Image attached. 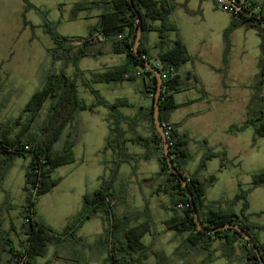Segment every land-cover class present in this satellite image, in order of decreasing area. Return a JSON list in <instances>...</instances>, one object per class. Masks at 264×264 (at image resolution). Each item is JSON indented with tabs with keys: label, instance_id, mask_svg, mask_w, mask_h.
<instances>
[{
	"label": "crops",
	"instance_id": "1",
	"mask_svg": "<svg viewBox=\"0 0 264 264\" xmlns=\"http://www.w3.org/2000/svg\"><path fill=\"white\" fill-rule=\"evenodd\" d=\"M84 1L95 3L98 0ZM210 1L216 5V10L221 14H231V12L224 8H217L218 5L214 0H172L171 2L174 3L176 7L169 16V22L176 27V30L165 32L162 30V23L160 21L154 22L153 25L155 30L148 34L145 43V48L149 50V55L155 60L158 59L160 55L158 44L161 35H164V39L167 40L165 50L172 49L174 42L178 40L185 46L184 39L180 33L181 29L179 28V23L176 19L177 13L183 18L186 17L184 18L185 20H192L193 25L202 30L204 29L205 21L202 7L205 4V9L208 10ZM80 2L82 1L64 0L60 3L59 8L60 10L64 9L65 11H68L72 7V14L67 17L70 21H76L82 16V14H84L86 19L96 18L98 20V25L102 13L101 10L95 8L91 11L75 12V6ZM23 10L24 15L30 11H26L25 3ZM225 17V22L219 26L218 34L220 35L222 31L225 32L232 21V16H230V18H228V16ZM61 19H64L63 13ZM25 25L28 24L25 23ZM95 26L90 27L89 34ZM244 29L245 28L236 29L230 34L228 39L225 38V34L221 41L217 38L219 50V55L217 57L220 61L211 62V64L205 62L206 67L211 70V73H216L213 77V87H211L216 88L213 93L204 83L200 82L199 73L194 66L195 61H200L203 58H201L200 55L197 57L191 56L187 50L189 60L177 71L178 76L185 84L179 91L174 93V100L177 104V108L171 113L169 118L170 124H172L178 134L190 137L189 151L193 156L192 160L195 159L196 161H201L203 154L208 150L225 152L226 160L223 161L221 157L210 159L207 162L206 168L201 172L200 177L206 183L205 204H215V210L233 212L236 214L242 212L244 201H236L237 204L233 207L230 202L231 198L236 197L241 190L246 191L253 188L256 176L264 172V156L261 155L264 137H258L252 127L236 129V127H241L245 124L246 115H242L241 113L236 114L234 112L235 104L231 103L232 94H241L245 96V98L251 99L257 90L258 58H254L253 61V66L256 68L253 73V76L255 77L254 85L252 84L248 86L249 83L246 80L239 82V79H236L238 78L236 76H234L233 79H230L232 76L230 59L232 49L235 47L236 35H242L244 33L246 40V33L249 32V37L254 33L252 29ZM152 33L156 35L151 36L153 35ZM207 33L208 31L206 30V34ZM254 36H256L255 33ZM65 37L76 36L68 34ZM205 38H208V36H205ZM100 40L105 42L106 50L103 55L107 56L110 60L108 64L106 63L109 65L106 72L127 65V59L124 54H115L112 51V39L100 37ZM71 45L76 46L77 43H71ZM255 45H257V41L255 42ZM69 47L70 44L66 45V48ZM56 48L57 45L53 41V44L46 49L49 61H52V69H50L49 72H60L65 70L69 76L76 78L79 99L85 104L93 106L92 110H82L75 114L73 120L68 124L70 129L68 130L66 127L62 134V146L59 151L65 147L64 136L67 130L70 132L71 129H75V137L71 140L74 141V146L76 148L82 147L84 138L81 135L82 131L79 129L81 119L84 123L96 125L100 130L99 141L93 146L90 155V158L95 160L93 176V180L95 181L94 188H85V190H83L84 188H81L79 191V199H81V203L77 207L75 211L76 213L72 216V221L78 216L83 208L84 196L94 193L101 187L102 177L109 173V168L111 166L110 160L113 159L114 156L113 149L104 151L107 138L111 134L113 122L110 119L113 112L110 108L97 104V100L90 90V88H92L110 103H115L117 101L125 102V105L119 108V113L122 116L121 127L122 132H124L123 139H125L124 148L134 159L131 162L122 164L120 174L122 173L124 164L134 165L136 169H143L146 167V164L151 161H156L159 165L158 170L151 175L145 173L147 177L143 179V183L149 193L143 197L141 196V192L137 197L135 193L129 191L128 185L118 184L119 174L114 185V193L117 195L115 189L119 187L121 189L120 196L122 197V201L117 203L115 214L122 220L127 219L130 225L135 227L147 222L158 224V221H156L153 216V210L155 209V211H157L156 214L159 215V224L161 225L157 227L156 231L152 230L151 233L143 238V243L148 247V251H150L151 248L153 249L149 252L154 255L153 264H190L192 261L190 260V257L193 256L195 251L187 243L189 233L179 235L171 229L172 222L176 219L174 204L177 197H175L170 191L166 177L158 175L161 170L159 162L161 152L158 145L155 143L156 129L147 119H140L136 123H132L134 118H137L139 114L153 106V98L147 87L149 80L143 76H134L136 72L140 71L143 73L142 68L129 66L128 72L132 76V79L130 80L123 79L119 81L95 83L92 81L91 74L99 72L75 68L74 64L68 59L67 55L69 50L68 52H66V50L63 52V57L54 60L52 52ZM81 61L82 59L78 64H80ZM118 62L120 63L119 65H117ZM79 71L83 73L79 75ZM4 77L7 82L9 75L4 74ZM82 77L88 79L83 83L82 87H80L78 80ZM4 85L5 82L3 85L0 84L1 87ZM99 85H102L103 88L100 89ZM241 87L244 90H242ZM118 90H120L121 93H116ZM193 91H195V94H193ZM108 97L110 99H108ZM97 116H100V118H97ZM219 119H223V121L218 123ZM137 137L146 140L147 146L145 147L135 143L134 141ZM146 155L149 156L148 159H142ZM259 161H261V164ZM190 162L185 166V170L189 174H193L196 170L192 171V169H190ZM77 165L76 169L80 171L88 165L86 157L81 154V151L77 154ZM244 165H246V176L248 179L242 182L241 177L244 174ZM2 171L4 170L0 169V195L2 193L5 194V201H0V260L1 264H6L11 257L7 252L9 247H13L16 252L23 251V246L28 237L26 234L27 198L25 197L21 206L16 207L19 211H16V218L18 221L17 224H15L9 213L11 204L8 202V198L10 195L8 194V190L5 191L2 187V182L5 180L2 178V175L4 174V172L2 174ZM61 183L50 192H53L56 188L60 187ZM228 186H231V194H227L226 192H221V194H219L220 192H214L219 189L227 190L229 189ZM141 197L142 201L145 202L144 205L135 208L136 210H130L131 202H135L136 199L140 200ZM247 202L248 210L246 214L250 216L252 222L263 227L261 231L256 232V237L260 243H264V184L252 189L248 195ZM179 211L180 210H178V212ZM36 212L38 219L48 225L47 221L41 216L38 204L36 205ZM148 216H151V219H148ZM93 218L98 219L101 225V230L98 231L96 236L82 232L87 227V223ZM106 228L107 223L104 214H95L79 228L77 239L51 243L46 255L37 257L36 264H111V262H109L111 252L110 247L108 246V238L105 231ZM147 237H151L152 239ZM146 238L148 239L147 241H145ZM162 242L170 244V253L168 251L167 253L163 251L165 245L162 244ZM225 244V239H218L213 243L212 248L215 261L224 259V264L246 263V252L243 243H237L235 256L231 259L223 257L222 250ZM117 248H119V246H117ZM148 251L146 252L147 256L149 254ZM147 256L145 257L143 264H150L148 263ZM207 257V254H202V258L197 260L196 264H203Z\"/></svg>",
	"mask_w": 264,
	"mask_h": 264
},
{
	"label": "trees",
	"instance_id": "2",
	"mask_svg": "<svg viewBox=\"0 0 264 264\" xmlns=\"http://www.w3.org/2000/svg\"><path fill=\"white\" fill-rule=\"evenodd\" d=\"M23 1L26 11L35 10L44 16L46 34L57 45V48L52 52L54 60L63 57V52L65 50L68 52L69 50L67 55L68 59L76 66L83 58H96L105 54V42L101 41L99 39L100 37L112 39V51L115 54H124L127 59V65L106 73H92V81L95 83L132 79V76L126 78V75L129 74L128 67H141L140 61L133 51L136 33L141 23L144 32L139 46V54L157 70L164 72L170 68L177 72L189 60L187 49L179 40L174 42L172 49L165 50L167 40L164 39V35H161L158 44V48L160 49L158 59L155 60L152 58L149 55V50L145 48L148 34L155 30L154 22L160 21L162 23V30L165 32L176 30V27L169 22V16L176 7L171 2L172 0H133L134 7H132L128 0H98L95 3L82 1L76 4L75 12L91 11L95 8L100 9L102 12L99 24L92 28L87 37H65L60 35L57 32L56 24L49 21L39 8L29 0ZM235 1L244 9L261 15L264 18V0ZM214 2L216 3V0ZM136 11L141 15V23ZM25 23L28 24L26 20ZM238 28L257 31L261 40V57L259 61L256 93L251 97L247 105L245 124L241 127H236V129L252 127L258 137H264V25L255 17L247 16L239 11L237 13L232 12V21L225 31V38L228 39L230 34ZM71 43H77V45L72 46ZM68 44H70V47L66 48ZM157 62L161 63V68L157 67ZM142 70V76L149 80L147 87L154 99L157 80L152 73L144 69ZM81 73L83 72H78L79 75ZM184 84V81L178 75L163 82L160 97V119L165 125L170 124V115L177 108L174 93L179 91ZM90 90L94 94L98 105H104L113 112L110 119L113 122L111 134L107 138L104 150H114L113 165L109 168V174L102 177L101 187L94 193L84 196L81 212L63 232L53 229L38 219L36 205L40 195L50 192L58 185L59 179L53 177L56 169L61 165L73 161L72 148L74 141L67 144L68 154L64 159L60 158L63 152L54 151L56 143L59 142L65 128L73 120L77 112L93 109V106H89L79 99L77 79L69 76L65 70L49 72L46 77L45 86L33 95L19 118L15 119L9 126L4 128L0 127V153L8 161H11L15 157L31 158L26 170L25 187V191H27L26 234L28 237L23 246V251L16 252L13 247H9L7 252L11 257L6 264H36L37 257L46 255L51 243L77 239L79 228L97 213H103L107 223L105 231L111 252L109 259L111 264H143L147 256L146 252L148 251V247L143 243V238L150 233L148 224L145 223L133 227L127 219L122 220L115 214L116 205L122 201V197L114 193V185L119 176L122 164L131 162L134 159L124 148L125 139H123L124 132H122L121 127L122 116L119 113V108L124 106L125 102L117 101L110 103L96 90L92 88ZM48 100H51L52 103L46 119L32 134L29 133V129L39 120L45 103ZM25 116H27V121L23 122ZM140 119L149 120L156 129L153 106L139 114L137 118H134L132 123H136ZM170 125L172 126V124ZM20 126L22 129L17 132L15 137L12 136L14 131ZM24 141H27L25 143L28 145L23 146ZM190 141V137L178 134L174 127L172 133L168 136L172 162L179 175L183 176L188 184L201 221L208 228H217L228 224L239 225L251 235L264 260V243H260L256 237V232L261 231L263 227L252 222L250 216L246 214L248 210V195L254 187L264 184V172L256 176L253 188L246 191L241 190L234 198L235 201H244V207L240 214L215 210V204H205L206 183L201 179L200 174L206 168L207 162L210 159L221 157L225 161L226 154L225 152L208 150L203 154L197 171L189 174L185 170V166L193 158L189 151ZM134 142L145 147L147 146V141L139 137ZM155 143L161 152L159 157L161 170L158 175L166 177L170 191L177 197L174 204L176 219L172 222L171 229L179 235L189 233L187 243L192 249L197 253H205L208 255L203 264H209L215 261L212 247L213 243L218 239H225L226 241L222 250L223 257L228 259L233 258L237 250V243H243L246 252L245 264H260L256 253L246 243L240 233L227 230L215 234H208L197 229L189 198L177 175L173 174L169 169L164 155L163 140L157 130ZM25 147H28V149H25ZM146 156L142 159H148L149 156ZM2 165L8 167L10 163ZM180 204L184 205L185 208L179 209L178 206ZM178 210L180 211L178 212ZM112 218L113 223H111Z\"/></svg>",
	"mask_w": 264,
	"mask_h": 264
},
{
	"label": "rangeland",
	"instance_id": "3",
	"mask_svg": "<svg viewBox=\"0 0 264 264\" xmlns=\"http://www.w3.org/2000/svg\"><path fill=\"white\" fill-rule=\"evenodd\" d=\"M29 1L39 8L46 15L49 21L56 24L57 32L62 36L69 34L76 37H87L90 27H93L98 23L96 18L86 19L84 14H82V16H80L76 21H70L67 17L72 14V7L68 11H65L64 9L60 10L59 8L60 3L64 0ZM205 6L206 5L204 4L202 7L205 20L204 29L202 30L195 27L192 20H185L184 18L186 17L183 18L178 13L176 19L179 23L178 25L181 29L180 33L184 39L185 46L187 47L190 55L194 57L200 55L201 58H203L200 61H195L194 66L199 73L200 82L204 83L213 93L216 88L211 87H213V77L216 73H211V70L206 67L205 62L211 64V62L220 61L217 57L219 55L217 38L221 41L225 32L222 31L221 35L218 34L219 26L225 22V16L230 18L232 13L221 14L216 10V5L212 1L209 2L208 10L205 9ZM23 7L24 3L22 0H0V84L3 85L5 82L3 87L0 86V127L3 128L9 126L15 119L19 118L36 91L43 87L46 82L47 74L49 73V70L52 69V61H49L46 49L53 44V40L45 33V18L35 10H30L24 15ZM217 8H219V6H217ZM62 13L64 14V19H61ZM25 19L28 22V25H25ZM206 30L208 31L207 34ZM253 32L256 36H254ZM253 32L251 37H249V32L246 33V40L244 33L242 35H236L235 47L232 49L230 59L232 75L230 79H233V77L236 76L238 77L236 79H239V82L246 80L249 83L248 86L252 84L254 85L255 83V77L253 76L256 69L253 66L254 58H258V76L259 61L261 57L260 38L256 30H253ZM152 34L153 35L151 36L156 35L154 33ZM205 36H208V38H205ZM256 41L257 45H255ZM105 50L106 47H104V51ZM109 62V58L103 55L97 58H84L80 64L74 66L75 68H80L82 70H94L99 73H106L107 68H109V65H107ZM119 64L120 63L118 62L117 65ZM4 74L9 75L7 82ZM87 79L88 78L86 77L80 78L78 80L79 86L82 87L83 83H85ZM99 87L100 89L103 88L102 85H99ZM241 89L244 90L242 87ZM116 93L121 92L118 90ZM193 94H195V91H193ZM108 99L110 98L108 97ZM249 101L250 98L247 99L241 94L235 93L231 96V103L235 104L234 112L236 114L241 113L242 115H246ZM51 103V100H48L45 103L39 120L33 125V127H31V129H29V133L32 134L34 130L42 125L48 115ZM97 118H100V116H97ZM25 121H27V116L23 119V122ZM222 121L223 119H219L218 123ZM67 128L69 130L70 126L68 127L67 125ZM21 129V126L18 127L12 136L15 137L17 132ZM79 129L82 131L81 135L84 138L82 147L76 148L73 146V161L59 166L53 173V177L59 179V183L62 182L60 187L56 188L53 192L40 195L37 200L42 218L45 219L48 225H50L53 229L61 232L64 231L71 223L73 219L72 216L76 213L75 211L81 203V199H79V191L81 188H84L83 190H85V188H94L95 181L93 180V176L95 160L90 158V155L93 146H95L99 141L100 130L96 125L84 123L82 119L80 121ZM68 130L64 136L65 148L61 150L63 154L60 158L63 159L68 154L67 144L75 137V129H71L70 132ZM25 142L27 141H24V144H22L23 146L28 145ZM61 146L62 141L60 139L59 142L56 143L54 151L59 152ZM79 151H81V154L86 157L88 162V165L82 169V171L76 169L78 166L77 154ZM261 155L264 156V143L261 148ZM30 161V157H15L11 161H8V159L0 153V169L4 170L2 171V174L4 172L2 178L3 180L5 179L2 182V187L5 191L8 190V194L10 195L8 198V202L11 204L9 213L15 224H17L18 221L16 218V211H19L16 207L22 205V202L27 195V191H24V189L26 187V170ZM110 162L112 166L113 159H111ZM7 163H10L8 167L2 165ZM199 163L200 160L196 161L193 159L190 162V169H192V171H197ZM259 163L261 164V161H259ZM158 168L159 165L156 161L148 162L146 167L143 169H136L134 165L124 164L122 173H119L120 176L118 184L128 185L129 191L135 193L137 197L140 192L142 193V197L146 196L149 191L143 183V179L147 177L145 173L147 175H151L157 171ZM246 173V165H244V174L241 177L242 182L248 179ZM228 188L229 189L227 190L219 189L214 192H220L219 194H221V192L231 194V186H228ZM115 190L117 195L120 196L121 189L117 187ZM4 196V193L0 195V201H5ZM142 197L140 200L136 199L135 202H131L130 210H136L135 208L144 205L145 202L142 201ZM234 198L235 197L231 198L230 201L233 207L237 204ZM156 212L157 211L154 209L153 216L154 219L158 221V224L153 222L146 223L149 226L150 233L152 230L156 231L157 227L161 225L159 224V215H157ZM148 219H151V216H148ZM87 224V227L84 231H82L83 233H90L96 236L98 231L101 230L100 222L96 218H93ZM147 238L152 239L151 237ZM147 238L145 241L148 240ZM162 244L165 245L163 251L165 253H167V251L170 253V244H167L166 242H162ZM152 250L153 249L151 248L150 251ZM150 251H148V253ZM201 258L202 254L194 252L193 256L190 257V260H192L190 264H196V261ZM147 259L148 263L153 264V253H149ZM224 262V259H220L216 260L212 264H224Z\"/></svg>",
	"mask_w": 264,
	"mask_h": 264
},
{
	"label": "water",
	"instance_id": "4",
	"mask_svg": "<svg viewBox=\"0 0 264 264\" xmlns=\"http://www.w3.org/2000/svg\"><path fill=\"white\" fill-rule=\"evenodd\" d=\"M130 2V4L132 5V7H134V2L133 0H128ZM224 2L228 5H231L234 9H236L237 11L250 16V17H255L257 18V20H259L263 25H264V18L261 15L255 14L254 12L248 11L246 9H244L242 6H240L239 4H237L236 2H234L233 0H224ZM137 17L141 23V15L139 12L136 11ZM143 25L142 23L140 24L137 33H136V37H135V41H134V45H133V51L136 55V57L139 59L140 61V66L142 69H144L147 72L152 73L156 80H157V89L154 95V99H153V108H154V122H155V126H156V130L157 132L160 134L162 140H163V147H164V155H165V159L166 162L169 166V169L171 170V172L175 175H177V177L179 178L183 188L186 191V194L189 198L190 201V205L193 209V214H194V221L195 224L197 226V229L199 231L208 233V234H215L217 232H221V231H227V230H233L236 231L238 233L241 234V236L243 237V239L246 241V243L254 250V252L257 255V258L260 262V264H264V260L261 256V253L258 249V247L256 246L255 242L253 241L252 237L250 234H248L245 230H243L239 225L236 224H228V225H224L221 227H217V228H208L206 227L203 222L200 219V215L199 212L196 208V204L193 200L192 194L188 188V184L185 181V179L183 178V176L179 175L177 169L175 168L172 159H171V155H170V146H169V142H168V138L166 136L165 133V128L163 123L161 122L160 119V113H161V109H160V97H161V93H162V89H163V78L161 75V72L158 71L150 62L146 61L144 58H142V56L139 54V46L141 44V39H142V35H143ZM111 223H113V218ZM112 239V236H111Z\"/></svg>",
	"mask_w": 264,
	"mask_h": 264
},
{
	"label": "built area",
	"instance_id": "5",
	"mask_svg": "<svg viewBox=\"0 0 264 264\" xmlns=\"http://www.w3.org/2000/svg\"><path fill=\"white\" fill-rule=\"evenodd\" d=\"M234 2H236L235 0H233ZM237 3V2H236ZM216 4L219 6V7H221V8H224L225 10H227V11H229V12H235V13H237L238 11L236 10V9H234L231 5H228V4H226L225 2H224V0H216ZM238 4V3H237ZM157 67L158 68H161L162 67V65H161V63L160 62H157ZM158 71H160V70H158ZM161 72V75H162V78H163V81L164 80H169V79H172V78H174V77H176L178 74H177V72L175 71V70H173V69H166L164 72H162V71H160ZM128 76H131L130 74H127L126 75V78H128ZM134 76H136V77H141L142 76V72H136L135 73V75ZM164 125V128H165V133H166V136H167V138H168V136H169V134L170 133H172V131H173V126H171L170 124H168V125H165V124H163ZM26 149H28V147H25ZM178 208L179 209H184L185 208V206L184 205H182V204H180L179 206H178ZM22 264V263H21Z\"/></svg>",
	"mask_w": 264,
	"mask_h": 264
}]
</instances>
